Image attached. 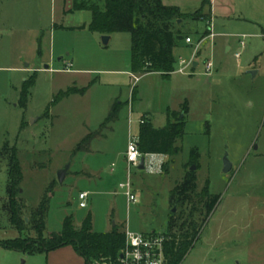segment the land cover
<instances>
[{
  "label": "rangeland",
  "instance_id": "1",
  "mask_svg": "<svg viewBox=\"0 0 264 264\" xmlns=\"http://www.w3.org/2000/svg\"><path fill=\"white\" fill-rule=\"evenodd\" d=\"M66 1L73 7L74 0ZM78 1L104 6L102 0ZM162 1L187 14L208 3L205 19L172 22L183 33L173 51L175 68L180 55L189 57L192 52L183 45L185 36L197 41L213 23L216 33L234 41L221 71L213 77L204 74L201 59L195 75L149 72L130 83L127 74L105 71L130 67L128 32L110 34L105 44L103 34L79 26L89 12H67L64 0H0V146L8 142L17 149L27 205L36 208L50 191L46 236L60 232L67 216H73L74 227L80 228L89 214L93 231L100 233L113 230L115 224L121 231L178 232L170 222L181 215V223H200L207 213L197 204L198 197L186 205L172 199L173 189L195 165L197 191L209 183L221 199L181 264H264V0ZM211 5L217 6L214 16ZM243 33L249 36L247 47L237 61L234 52L241 46L235 38ZM207 54L215 62L220 56L216 47ZM69 58L74 70L66 72L63 61ZM90 84L84 94L54 103L61 91ZM185 101L189 110L176 142L178 153L168 157L163 175L132 168L138 201L130 202L119 186L128 178L124 152L129 135L139 134L143 115L150 116L154 126L164 127L167 109H180ZM114 107L116 114L109 119ZM89 143L88 150L75 152ZM226 153L233 163L228 173L223 171ZM68 165L69 174L60 183L58 171ZM8 186L9 163L2 160L0 240L25 235L12 226L3 208ZM83 189L91 190L86 208L79 207ZM34 257L39 256L0 244V264H31Z\"/></svg>",
  "mask_w": 264,
  "mask_h": 264
},
{
  "label": "trees",
  "instance_id": "2",
  "mask_svg": "<svg viewBox=\"0 0 264 264\" xmlns=\"http://www.w3.org/2000/svg\"><path fill=\"white\" fill-rule=\"evenodd\" d=\"M104 6L97 2L90 5L79 3L74 0L71 12L76 10H89L92 12V20L88 25L90 30L110 35L115 32H128L131 36V72L145 74L149 72H160L169 77L175 69V57L173 54L175 46L180 42L183 33L180 29H174L172 22L181 18L190 17L194 20L205 19V7L202 6L193 13H184L179 6L166 5L162 0H102ZM85 28V25L81 26ZM207 34V32L205 33ZM185 39L184 41L186 40ZM86 87H70L61 91L54 100L75 94L84 93ZM26 91H24L25 97ZM115 107L109 117L116 114ZM188 106L185 105L183 112L186 113ZM145 122L139 126V146L143 153H159L174 155L178 153L175 146L177 139L182 136L185 128V118L181 113L168 110V122L162 128H155L147 116ZM91 134L84 142H88ZM81 147V146H79ZM7 160L9 163V186L8 198L3 202V208L9 212L12 226L21 235L15 239L0 240V244L11 250L28 252L29 254L45 253L56 248L73 245L76 251L85 259V264H121L119 257L126 245L125 231L116 226L110 232L93 231L92 215L89 214L79 229L74 227L73 216L64 219L60 232L46 236V217L49 208V193L42 198L40 204L34 208L27 205L22 197L23 170L17 155L16 147L8 142L0 146V162ZM197 161L196 156L192 157ZM168 162L164 165V172L168 170ZM197 176L194 171L187 172L182 181L172 191L174 204L193 202L197 198V204L206 211V217L216 208L221 195L210 191L209 183L200 191H197ZM196 208V206H194ZM198 211V207L195 209ZM27 212L30 214L28 215ZM191 216V215H189ZM28 217V221L26 218ZM206 217L200 223L181 220V215L176 220H171L170 228L179 227L178 232H164L168 237L165 244L167 264H181L190 249L194 246ZM29 227L34 231L30 235ZM30 230V231H31Z\"/></svg>",
  "mask_w": 264,
  "mask_h": 264
},
{
  "label": "built area",
  "instance_id": "3",
  "mask_svg": "<svg viewBox=\"0 0 264 264\" xmlns=\"http://www.w3.org/2000/svg\"><path fill=\"white\" fill-rule=\"evenodd\" d=\"M216 34L213 31L212 23L209 25V33L207 36L202 37L198 41H194L191 36L186 37V42L193 45V55L190 58L180 57L178 61V67L174 69L173 72L182 74H195L193 71V66L195 64L196 58L204 41L209 38L214 40ZM244 37H246L244 35ZM242 46H245V41H241ZM241 52L236 53L237 57L241 56ZM72 62L66 64L64 71L72 70ZM204 68L206 75H212L214 71V61L212 57H207L204 61ZM138 80L139 77L135 76ZM145 119H140V124L144 123ZM144 159V170L152 174H159L164 171L165 158L162 154L155 153H143L139 146V136L132 134L130 136L128 147L126 150V162L128 164V178L120 183V188L123 190L122 193L128 198L130 202L136 203L138 197L134 190L133 182L131 180L132 168L140 169V165ZM89 197V192L83 191L79 193V198L81 200L80 206H87V199ZM126 234V245L122 250L119 260L121 264H167L166 254H165V244L168 237L162 232H151L148 234L139 233L127 230Z\"/></svg>",
  "mask_w": 264,
  "mask_h": 264
},
{
  "label": "crops",
  "instance_id": "4",
  "mask_svg": "<svg viewBox=\"0 0 264 264\" xmlns=\"http://www.w3.org/2000/svg\"><path fill=\"white\" fill-rule=\"evenodd\" d=\"M64 4H65V11H67V12H71L70 11V9L72 8V2L71 1H66V0H64ZM209 9H210V11H211V15L212 16H214V10L216 11L217 10V6H213V5H211V6H209ZM76 11H79V10H76ZM82 11H88L89 12V15H87L86 17V19H85V21L83 22V24L82 25H85V29L86 28H88V25L90 24V22H91V20H92V12L91 11H89V10H82ZM73 12H75V11H73ZM225 17L226 18H231L232 16L231 15H225ZM211 24V23H210ZM209 24V25H210ZM82 25H79L80 27L82 26ZM212 25H213V23H212ZM214 31V30H213ZM206 32H207V34L209 33V26H208V29L206 30ZM214 33L216 34V36H215V38H214V40L212 41L211 39H209V38H207L205 41H204V43H203V45H202V49L200 50V52H199V54H198V57L196 58V61H195V64H194V66H193V71L195 72V74H196V69L198 68V67H200V65H201V63H200V60L202 59V62H203V67H204V61H205V59L207 58V57H209V56H207L208 54H207V52H208V50L210 49L211 51L213 50V48L215 49V47H216V50H218L219 51V54H220V56H218V59H217V61L215 62L214 61V59H213V61H214V71H213V73L214 72H218V71H221L222 69H223V67H224V65L227 63V58H226V56H225V54H228L231 50H232V47H233V42L234 41H232V39H230L229 37H230V35H227V34H225V35H223L224 33H221V32H215L214 31ZM207 34H205V36H207ZM244 35L246 36V37H244ZM189 36H191L192 38H193V35H189ZM205 36H202V37H205ZM111 37L112 36H110V40H111ZM201 37V38H202ZM219 37H221V38H219ZM249 36H248V34H245V33H243V34H239V35H237L236 36V38H235V41H237L239 44H240V46H241V49L240 50H238V51H235L234 52V56H235V58L237 59V61H239L240 59H241V56L240 57H237L236 56V53H238V52H243L244 51V49L247 47V42H246V39L248 38ZM201 38H199V39H201ZM198 39V40H199ZM109 40V41H110ZM193 40H194V38H193ZM197 40V41H198ZM245 41V46H242V44H241V41ZM196 42V41H195ZM209 43H210V48H209ZM183 45L184 46H187V47H189L190 48V50L192 49V52H191V54H190V56L189 57H184V58H190L192 55H193V48H194V46L193 45H190V44H188L186 41H184V43H183ZM67 55H70V52H67ZM242 55V54H241ZM65 56H61V58H60V60H62V59H65L64 58ZM180 57H183V56H181L180 55ZM180 57H179V59H180ZM179 59H178V61H179ZM68 62H72V64H73V66H74V61H73V59L72 58H69V59H66V60H64L63 61V63L65 64V66H66V64L68 63ZM72 66V67H73ZM44 69H50L49 68V66H46ZM176 69V68H175ZM52 70H55L54 68H52ZM74 69H72L71 71H73ZM105 71H109V72H114L115 74H127L128 76H129V78H130V83L132 82V79H133V81H134V83H136L137 81H140V79H141V74H135V73H133V72H131V60H130V67L129 68H126V69H113V70H105ZM250 71H253V70H250ZM250 71L248 72V73H250ZM66 72H70V71H66ZM204 72H205V68H204ZM158 73H160V72H158ZM173 73H176V72H172L171 73V75L173 74ZM213 73H212V77H213ZM162 74V73H161ZM195 74H193V75H195ZM205 74V73H204ZM256 74H257V71H256ZM255 74V75H256ZM143 75V74H142ZM188 75H191V74H188ZM135 76H137V77H139V79L138 80H136L135 79ZM114 79H116V78H114ZM113 83V82H112ZM117 83V82H116ZM114 84V83H113ZM93 84H90L88 87H86V91L88 90V88L90 87V86H92ZM74 87H76V86H74ZM78 88V87H77ZM85 91V92H86ZM84 92V93H85ZM84 93H82V94H84ZM75 94H77V93H75ZM78 94H81V93H78ZM188 104V102L187 101H185L183 104H182V106H181V108L180 109H177V110H172L171 108H168L167 109V122H168V110H171V111H175V112H177V113H181V117H183V118H185L186 117V114H187V112H188V110H189V108H188V110H187V112L186 113H184L183 112V109H184V106L185 105H187ZM115 108V107H114ZM118 108V107H117ZM144 116H147V115H143L142 117H140V119H142V118H144ZM147 119L148 120H150L151 121V123L153 124V121H152V119H151V117L150 116H147ZM167 124V123H166ZM140 126V125H139ZM153 126H154V124H153ZM155 128H162V127H156V126H154ZM90 135V134H89ZM132 134H130L129 135V139H130V136H131ZM138 136H139V134H138ZM86 137H88V135L86 136ZM86 137H85V139H86ZM128 142H129V140H128ZM87 143V142H86ZM90 144L91 143H89L86 147H84V149H79V148H77V150H75V152H77V151H81V150H88V147L90 146ZM175 146H176V144H175ZM127 147H128V144H127ZM127 147H126V150H127ZM177 147V146H176ZM178 148V151H179V147H177ZM126 150H125V152H124V157H125V160H126ZM155 154H159V153H155ZM177 154V153H176ZM163 156H164V158H165V163L166 162H168V157L170 156V155H167V154H162ZM115 169L114 168H112V171H114ZM163 173H164V171L162 172V173H159V174H161V175H163ZM69 174V173H68ZM67 174V175H68ZM78 174L79 175H82V176H84V173L83 172H78ZM87 175H88V173H86ZM152 174V173H151ZM89 177V176H88ZM123 182V181H122ZM120 185V184H119ZM134 190H135V192L137 193V191H136V189L134 188ZM83 191H87V192H89V197H90V195H91V190L90 189H83V190H80L79 191V193H81V192H83ZM137 195V194H136ZM79 196V195H78ZM89 197H88V199H89ZM80 199V198H79ZM88 199H87V206H88ZM80 202H81V200H80ZM80 202H79V207L80 208H86V207H81L80 206ZM93 220V219H92ZM83 223V222H82ZM82 223L80 224V227H81V225H82ZM117 226V224H115V226H114V228ZM63 227V226H62ZM113 228V229H114ZM77 229V228H76ZM79 229V228H78ZM62 230V229H61ZM127 230H130V229H128V228H126L125 229V232L127 231ZM110 231H112V230H109V231H107V232H110ZM130 231H133V230H130ZM134 232H137V231H134ZM152 232H155V231H152ZM139 233H144V234H148V233H151V232H139ZM162 233H164V232H162ZM33 256H39V257H34L35 259H32V261H31V264H85V259L81 256V255H79V253L76 251V249L74 248V246L73 245H65V246H62V247H59V248H56V249H54V250H51V251H49V252H45V253H37V254H32ZM28 262V260L26 261V263Z\"/></svg>",
  "mask_w": 264,
  "mask_h": 264
},
{
  "label": "water",
  "instance_id": "5",
  "mask_svg": "<svg viewBox=\"0 0 264 264\" xmlns=\"http://www.w3.org/2000/svg\"><path fill=\"white\" fill-rule=\"evenodd\" d=\"M103 43L108 44L109 40H110V35H103L102 37ZM251 74L255 75L256 71H250ZM233 167V163L231 162V160L228 157V153H226L223 157V171L225 173H228ZM144 159H142L141 165H140V169H144ZM191 171H195L196 166L192 165L191 166ZM68 170H69V165L67 167H64L62 169H60L58 171V180L60 183H63L65 178L67 177L68 174ZM176 211V209H174V212ZM26 220L28 221V218H26Z\"/></svg>",
  "mask_w": 264,
  "mask_h": 264
}]
</instances>
